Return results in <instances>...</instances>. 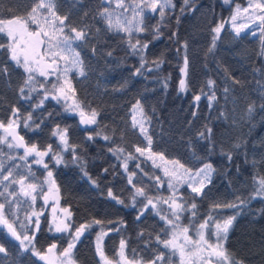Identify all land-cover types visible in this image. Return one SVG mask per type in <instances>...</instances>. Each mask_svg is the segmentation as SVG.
I'll return each instance as SVG.
<instances>
[{"label": "trees", "instance_id": "16d2710c", "mask_svg": "<svg viewBox=\"0 0 264 264\" xmlns=\"http://www.w3.org/2000/svg\"><path fill=\"white\" fill-rule=\"evenodd\" d=\"M38 2L0 0V20L24 18ZM173 4L174 10L168 13L163 23L158 13L146 15V31L133 32V43L140 39L149 45L145 51L147 67L141 75L134 76L135 69L140 67V56L132 54L126 42L127 34L105 31L104 22L98 17L93 19L97 11L107 7L106 3L102 4V0H57V14L68 16L66 23L71 27L79 29L92 25L94 33L96 29L101 30L88 41L84 50L76 49L81 52V58L87 65V78L80 77L74 71L70 74L75 97L85 113H89L90 108L100 113L98 125L93 128L82 126L79 116L66 112L62 102L49 99L42 108H34L43 90L40 95L33 93L30 102L23 100L19 93L26 78L23 68L17 67L15 62L9 60L8 53L0 49V66L8 68L7 75L0 74V121L7 124L12 118L13 107L19 109L21 131L28 145L35 144L40 150H46L51 145L57 152L60 151L57 147L59 138L53 132L57 125L61 129L67 128L70 143L77 146L78 154L86 163L91 180L83 175L79 165L53 166L50 158L45 157L53 173L59 205L72 213L69 220L74 227L70 232L82 223L101 221L100 225L93 224L76 242L72 257L77 264H105L96 250L97 236L102 231L107 235L103 236L100 244L111 264H122L124 260L119 255L122 239L126 241L124 255L129 262L149 264L162 252L164 260L161 264H181L179 253L165 249L156 240L157 236L161 240L170 238L173 231L171 226L161 220L162 215L154 210L147 211L137 220L143 206L141 201H147L138 196L136 205L132 203L136 188L144 189L153 200L162 195V187L156 180L161 174L160 169L135 151L136 147L146 144V138L139 128L132 126L133 105L137 100L151 120L146 127L148 135L152 137L151 148L155 152L163 153L189 169H196L209 161L216 169L212 184L207 189L209 194L204 198L197 197L193 201L191 191H186V186L182 187L184 201L197 205L195 217L191 211H186L180 221L190 234L195 236L199 225L209 217L220 219L234 215V210L223 207L217 210L214 205L236 202L237 196L248 197L254 189V182L258 183L264 178V112L257 107L251 119L246 115L249 104L258 106L264 102L259 99L264 89L257 85L258 81L264 84V38L261 32L259 35L245 32L238 37L227 27L226 22L236 0L228 3L224 0H190L187 7L183 0H173ZM181 8H184L183 12ZM221 23L224 27L215 48L208 53L212 46V29ZM157 25L160 27L158 34L154 31ZM154 36L157 38L154 39ZM8 42L6 33H0V44L6 45ZM93 46L98 49L96 55L91 53ZM108 51L113 53L111 57L103 54ZM185 54L189 62L188 87L180 91L179 80L183 75L181 68ZM155 60L164 61L159 69H155L152 63ZM226 76L234 77L240 83L233 85L231 80L226 83ZM164 77L168 78L166 88L161 83ZM208 79L216 82L218 100V103L212 102L211 107L207 96L202 94L209 93L206 86ZM55 80L54 76L48 77L50 82ZM50 82L36 74L33 87L38 88L40 83H45L50 89ZM225 87L230 89L227 98L223 91ZM196 95H201L199 101L194 100ZM29 113L35 124L29 121L30 127L26 129L23 121ZM49 113L52 114L50 118ZM36 124L40 125L39 128ZM205 126L212 129L210 140H201L197 136ZM105 135L112 139L105 141ZM4 136L5 133L0 130V137ZM89 136L93 139L89 140ZM237 144L239 148L234 147ZM118 147L125 150L119 158L109 151ZM0 150V160L7 166L13 164L8 156L17 157L14 163L19 165L20 175H27L30 168L33 177L29 183L42 186L43 193L52 188V184L50 186L45 182L47 170L42 165L35 164L31 157L27 161L18 158L24 154L22 150L9 149L6 144H0ZM128 153L134 159L127 160L125 171L124 156ZM227 153L232 154L230 163ZM64 158L70 161L71 153L65 152ZM133 173L132 184H129L128 177ZM92 180L96 183L93 184ZM109 189L124 203L118 204L108 197ZM0 202H4L3 199ZM40 209L44 210L39 217V231L35 233L36 248L43 251L55 243L58 251L63 250L71 241V234L56 232L54 225L50 231V210L49 206L44 205L41 195L35 202L21 196L19 208L12 205V212L18 221H24L25 216L33 211L39 213ZM168 216L171 218L169 213ZM8 218L13 219L11 215ZM16 227L21 231L19 223ZM33 231L34 226L29 224L28 234L31 235ZM0 244L8 250L7 256L0 254V264H45L30 252L21 251L19 242L12 239L1 226ZM224 246L242 264H264V198L257 197L250 201L236 217Z\"/></svg>", "mask_w": 264, "mask_h": 264}, {"label": "snow or ice", "instance_id": "6c2138e0", "mask_svg": "<svg viewBox=\"0 0 264 264\" xmlns=\"http://www.w3.org/2000/svg\"><path fill=\"white\" fill-rule=\"evenodd\" d=\"M225 3H228V0H224ZM103 3H115V9L110 10L108 7H103L101 10L95 13L93 19L97 17L104 22L105 31L113 32L115 34L125 33L127 34L126 42L128 47L132 49L133 55L140 56V67L135 69L133 75H141L142 71L147 67V61L145 59V51L148 49V42H142L140 39H136L135 43L132 42L133 32L140 33L146 31L147 26L144 24V17L146 15H151L158 13L160 16V22L163 23L164 19L167 17L168 13L174 10L175 5L173 0H140L139 4L127 5L125 0H102ZM190 0H183L185 7L189 6ZM57 0H39L35 6L32 7L31 11L27 13V16L24 18L14 17L6 21L0 20V33H6L8 38V43L0 44V49H4L9 56V60L15 62L17 67L23 68V71L26 75L23 85L19 88L20 96L25 101H31L33 99V93L40 95L41 90L43 94L40 96V99L34 108H42L46 100H55L57 103L64 102V110L66 112H78L80 115V122L84 125H98L97 117L100 115L96 109H91L89 113H85L84 108L81 103L78 102L75 97V90L71 89L70 82L68 81L67 73L75 72L80 77L87 78V65L85 64L84 59L81 58V52L76 49L84 50L88 41L95 38L101 30L96 29L95 33L93 32L92 25H84L81 28L71 27L66 22L68 21V16H60L56 11ZM116 9H122L123 14H126L131 10L133 14V19H121L120 16L115 15ZM250 9L259 10L260 14L256 16V20L260 22V31L262 38H264V3L256 2L255 4L249 3L247 8L243 9V12L248 13ZM184 11V8H181V12ZM240 8L237 6L236 14L232 15L231 19L233 22L237 20L238 15L240 14ZM87 16V13H85ZM177 22H179V17H177ZM34 25L35 30L30 31L29 25ZM6 25L7 27H5ZM236 30V35L239 37L240 33L247 25L236 26L233 25ZM223 23L217 25L212 29L213 38L212 46L208 49V53H212L216 40L219 37L221 30L223 29ZM67 28V32L65 29ZM154 31L158 34L160 31L159 25H157ZM175 36V33H173ZM157 38L156 36L153 37ZM185 49H187V43L184 44ZM41 48L44 49L43 54L41 53ZM98 49L96 46H93L91 49L92 55H96ZM107 57L112 56V52L108 51L103 53ZM155 69H159L160 65L164 63L163 60H155L152 62ZM188 57L187 54L184 56V66L181 68L182 78L179 80V90L184 91L188 87L187 83V69H188ZM152 69H149L151 71ZM259 71V70H257ZM8 68L0 66V74L7 75ZM39 74L40 77H43L46 82L48 77L55 76V82L51 83V88L46 87L45 83H40L39 87H33L36 82V74ZM63 77V79H62ZM229 80L232 81V84H239L240 81L236 80L234 77L226 76L225 82ZM168 78L164 77L161 79L162 85L167 87ZM259 88L264 89V84L257 82ZM206 86L209 89V93H202L206 95L209 100V106L211 107L212 102H217L216 92V82L212 79L206 81ZM66 88L72 91L73 101L71 104L67 103L69 97L66 92ZM229 87L224 88V95L227 98L229 93ZM201 95L194 96L195 101H199ZM261 101H264V91L261 92L259 97ZM258 110L264 112V102L260 103L258 106L253 103L249 104L247 108V118L251 119L252 115ZM140 118L137 119L135 112L133 113V128L139 127L141 134L144 135L148 142L147 148L136 147V153H139L141 156L146 153H151L152 146V137L148 135V129L145 127L146 124H150V118L145 114L140 101L137 100L136 104L133 105ZM51 113L48 114V118L51 117ZM195 115V113H194ZM29 121H32V114L29 113L25 117L23 124L27 129L30 127ZM35 124V121H32ZM43 122V121H41ZM20 125V116L19 109L13 107L12 109V118L9 119L8 123L5 125L4 122L0 121V129H3L5 132L4 137H0V144H6L9 149H23V155L19 156L20 160L27 161L29 157H32L33 162L37 165H42L45 170H47V180L45 182H50L54 186V181L52 180V170L49 168V164L45 162V157H49L53 162V166L76 164L79 165L84 176H87L90 180L91 177L88 176L86 171V163L84 162L81 155L78 154L77 146L70 143L68 129H61L57 125L53 135L59 138V144L57 145L60 148V151H54L52 146L49 145L46 150H38L35 144L31 146L27 145L24 141V137L19 135L16 131V128ZM39 124H36V127L39 128ZM97 135H100L97 132ZM198 138L211 139L212 129L205 126L203 131H200L197 134ZM89 140L93 137L89 136ZM105 141L111 140L112 138L108 135L103 137ZM239 148L240 145L237 144L234 146ZM2 151V150H0ZM110 152H113L118 158L121 154L124 153L123 148H110ZM70 152L72 159L66 161L64 158V153ZM156 155V154H152ZM161 159H164L163 153L158 154ZM227 159L229 163L232 160V154L227 153ZM151 158V155L149 156ZM8 159L13 161L11 166L5 165V163L0 160V199H3L4 202H0V226H3L7 229V232L12 238L19 242V249L25 253H31L33 256L38 257L40 261H44L45 264H55L56 259V250L57 245L55 243L51 244L46 250H39L36 248V235L35 233L39 231L40 228V213L35 211L27 214L24 221H18V217L14 212H12V205L15 204L18 208L21 203V196L30 198L32 202H35L38 195H43L45 201L49 199V196L46 193H43L42 186L29 183V179L33 177L31 170L29 168V173L27 175H20L18 173L19 165H16L14 161L17 157L8 156ZM134 159L131 153H128L124 156L125 163L123 165L125 171H127V160ZM179 165V168H184V165L179 164V161L175 162ZM139 167V165H137ZM216 169L213 167V164L209 161L203 163L202 167L199 168L194 174L190 175L188 179H185L183 176L177 175L176 172L169 173L165 170V175L169 177L168 187L173 189V195L168 199H161L160 197L155 198L156 202L154 203L153 198L148 197L142 188H136L135 193L133 194L132 203L133 206L136 205V197H144L147 201L142 203V208L140 209V214L137 216L139 220L147 211L156 210L158 204H165L169 206V212L171 218L168 215L161 216V220L166 221L167 225L171 226L172 233L170 238L161 240L159 236L156 237L158 243L163 244L165 249H171L174 253L179 252L181 256V264H196V261H199V264H242L241 261L236 260L231 253H229L224 247V241L227 240L228 233L233 227L234 221L238 215L248 206L250 201L256 199L257 197L264 198V178H261L258 183L254 182V189L252 193L245 198L239 196L235 197L236 202L225 203L220 205L219 203L214 205V209L227 208L234 210L235 214L220 219H213L209 217L203 223L199 225V229L196 230L198 236L197 240H193L191 236L188 235L189 229L187 227L180 228L178 221L180 216L186 212L191 211L192 216L195 217L197 214V205L195 202L188 203L184 201L182 196L176 195V190L178 185L187 184L191 189L192 200L195 201L197 197L204 198L209 194L207 191L209 185L213 181V173ZM107 172V169H105ZM185 172H190V170L185 169ZM132 175L128 177L129 184H132ZM156 180L159 182L160 178L156 177ZM43 183V182H42ZM92 183L96 182L92 180ZM18 186V187H17ZM135 187V185H133ZM11 189V190H10ZM59 189L57 188V191ZM52 191V188H49V192ZM108 197L115 200L118 204H123L124 201L119 199L111 189L108 190ZM27 202V201H25ZM65 213V219L57 221L55 218L50 225V231L54 225V230L58 233L70 232L73 229L74 225L70 222L69 218L72 216V213L67 209H63ZM9 215L13 217L12 220H9ZM33 217L35 218L33 221ZM19 223V228L21 231L17 230L16 224ZM32 224L35 231L31 235L28 234V225ZM93 224L100 225V220H93L91 223L85 222L80 224L78 227L74 228V231L70 232L71 241L68 243L67 247L59 253V257L62 262L67 261L68 264H72L71 255L72 250L76 246V242L92 228ZM213 225L212 231L214 232L216 242L209 243L205 238L204 230ZM177 229H180L177 232ZM104 235H107L105 232H101L97 236V252L100 255L101 259L105 261V264H111L107 260V257L104 256L103 249L101 247L100 241ZM143 235V233H141ZM126 247V241H120V257L126 261V264H132L128 262L124 255V249ZM0 254L8 255V250L4 247L3 244H0ZM187 258V259H186ZM164 260V255L161 252L159 255L155 256L149 264H161Z\"/></svg>", "mask_w": 264, "mask_h": 264}, {"label": "rangeland", "instance_id": "374dc122", "mask_svg": "<svg viewBox=\"0 0 264 264\" xmlns=\"http://www.w3.org/2000/svg\"><path fill=\"white\" fill-rule=\"evenodd\" d=\"M229 1H231V0H228V2ZM256 2L264 3V0H236V4L234 6L233 12H232L231 16L229 17V19L227 20V22H226L227 27L230 30H232L234 32V34H236L235 27L233 26L235 24L236 26L247 25V27L244 28L240 34L245 33V32H249L252 35H257V34L259 35V33L261 32L260 31V22L258 20H256V16L260 14L259 10L250 9L248 13L243 12V9L247 8L249 6V3L255 4ZM139 3H140V0H125L126 6L127 5L135 6L136 4H139ZM106 4H107V7L110 10L115 9V3H112V4L106 3ZM110 5H112V6L110 7ZM237 6H239L241 11H240V14L237 17V20L235 22H233L231 17H232V15L236 14ZM115 15L120 16L121 19H125V18L126 19H133V14H132L131 10H129L126 14H123V10L122 9H116ZM4 21H6V20H4ZM4 26L7 27L6 25H4ZM29 30L30 31H34L35 30V26L30 24L29 25ZM43 52H44V49L41 48V53L43 54ZM70 74H71V72L67 73V77L66 78L70 82L71 89H72V82H71V79H70ZM62 79H63V77H62ZM65 90H66L67 95L69 97L67 103L71 104L72 101H73V93L68 88H66ZM74 98L76 99V97H74ZM61 102L64 103L63 101H61ZM134 112H135V114L137 116V119H139L140 118L139 113L135 109H133V113ZM73 113H76L78 116H80L78 112H73ZM132 119H133V116H132ZM145 127H146V125H145ZM0 130H3V129H0ZM29 146H31V145H29ZM147 147H148V142L146 140V144L144 146H141V148H147ZM38 150H40V149H38ZM40 151H43V150H40ZM152 154H156V155H152ZM158 154H159V152H155L151 148V153H146L144 156H146L151 161V163L153 165L157 166L160 169V173L161 174H160V176H158L160 178V181L159 182L157 181V184L160 187H162V189H161L162 195L159 196V197L161 199H168L170 196L173 195V189L168 187L169 177L165 175V170H167L169 173L176 172L177 175L183 176L185 179H188V177L190 175L194 174L202 166H200V167H198L196 169H189V168H186L185 166H184V168H179V165H177L175 163L177 160L168 158L165 155H163L164 159H161ZM150 155H151V158H149ZM179 164H181V163L179 162ZM185 169L190 170V172H185ZM48 183L51 186V183L50 182H48ZM184 186H186V191H191V189L187 186L186 183L185 184H180V185H178L177 190H176V195L177 196H182V197L185 196L184 195V191L182 190V187H184ZM45 193L49 196V199L47 201H45L44 198H43V202H44L45 206H49L51 220L53 221L54 218L57 221L64 220L65 219V213L63 212V209H65V208H62L59 205L58 195L56 193V190L52 189L51 192L46 191ZM41 196L43 197V195H41ZM153 201H154V203L156 202L155 199ZM43 210L40 209L39 213L43 212ZM154 211H156L157 213L161 214L162 216L168 215V213L170 215L169 206L165 205V204H162V203L158 204L157 205V209L154 210ZM184 213H186V212H184ZM182 216L183 215L180 216V220L178 221V224H179L180 228H183V226H181V222H180L181 219H182ZM213 227L214 226L209 225V227L204 230V235H205V238L209 241V243H213L214 244L216 242V238H215L214 232L212 231ZM179 230L180 229H177V232H179ZM188 235L191 236L193 240H197L198 239L197 234H195V236H194V235L190 234V231L188 232ZM62 251L63 250H61V251L56 250L55 264H68L67 261H63L62 262L61 258L59 257V253L62 252ZM177 253H179V252L177 251ZM70 259H71L72 264H77L75 262V260L73 259L72 255H71ZM121 263L122 264H126V261L122 260ZM132 264H140V263L132 262ZM196 264H199V261H196ZM213 264H215V261H213Z\"/></svg>", "mask_w": 264, "mask_h": 264}, {"label": "water", "instance_id": "95a60500", "mask_svg": "<svg viewBox=\"0 0 264 264\" xmlns=\"http://www.w3.org/2000/svg\"><path fill=\"white\" fill-rule=\"evenodd\" d=\"M79 121H80V117H79ZM81 123V122H80ZM82 126H85V127H88V128H93V127H95V125H84V124H81ZM16 131L19 133V135H21V136H23L24 137V141H25V143L27 144V142H26V138H25V136L21 133V131H20V125H19V127H17L16 128ZM23 150V149H22ZM54 188H56V185H55V183H54V186H53ZM14 239V238H13Z\"/></svg>", "mask_w": 264, "mask_h": 264}]
</instances>
